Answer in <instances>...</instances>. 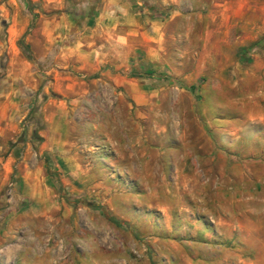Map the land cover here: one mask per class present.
Wrapping results in <instances>:
<instances>
[{
  "label": "rangeland",
  "instance_id": "1",
  "mask_svg": "<svg viewBox=\"0 0 264 264\" xmlns=\"http://www.w3.org/2000/svg\"><path fill=\"white\" fill-rule=\"evenodd\" d=\"M8 158L9 264H264V0H0Z\"/></svg>",
  "mask_w": 264,
  "mask_h": 264
},
{
  "label": "crops",
  "instance_id": "2",
  "mask_svg": "<svg viewBox=\"0 0 264 264\" xmlns=\"http://www.w3.org/2000/svg\"><path fill=\"white\" fill-rule=\"evenodd\" d=\"M108 4L115 5L116 0H107ZM62 138H64L62 140ZM68 133L67 131H59L56 130L51 134L47 139L44 141L43 146L40 147L41 150H48V153H57L60 150H63L65 147L70 145L68 143ZM36 153V152H34ZM10 160L12 159H6L4 162H1L2 167L5 170L10 169ZM23 164L19 165V170L17 172V179L15 181V185L17 188L20 186L24 187L25 190L21 191L19 193L18 189L13 188V195L15 196V199H25L27 198L28 201H32V205L34 203L38 205L37 208H33L32 205H30L26 211H24L23 216L25 218V223H29L28 225H32V219L34 217L39 215H46L47 208H46V194L48 192V187L45 184V178H44V170L46 167L44 165H40L37 162H22ZM55 166H59L58 164H54V170H59L60 167L57 169ZM50 169V168H49ZM61 170V169H60ZM16 192V193H15ZM38 193V194H37ZM52 207L57 208L56 200L53 199ZM49 206V209H50ZM57 222L56 217L54 218ZM31 220V221H30ZM56 224L54 223L53 226ZM1 237V236H0ZM18 249L12 247L7 248L3 252H0V264H9L10 261V255H15L17 253Z\"/></svg>",
  "mask_w": 264,
  "mask_h": 264
}]
</instances>
